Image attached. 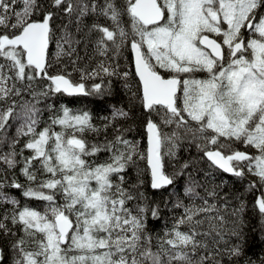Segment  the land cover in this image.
I'll use <instances>...</instances> for the list:
<instances>
[{
	"label": "snow or ice",
	"instance_id": "snow-or-ice-1",
	"mask_svg": "<svg viewBox=\"0 0 264 264\" xmlns=\"http://www.w3.org/2000/svg\"><path fill=\"white\" fill-rule=\"evenodd\" d=\"M62 16L69 23L58 29ZM74 16L77 32L85 17L97 18L86 42L101 59L90 69L76 67L81 57L74 45L81 41L69 30ZM126 46L134 53L138 92L114 59ZM62 57L80 73L78 80L67 66L54 71ZM113 77L148 114L146 153L128 138L131 127L118 123L131 109L112 105L97 124L90 111L46 103L55 94L102 103L111 97ZM37 81L47 83L39 88ZM41 103L51 112L47 121ZM184 144L210 168L256 177L232 197L236 206L228 193L221 197L226 182L193 179L188 169L195 158L171 163ZM137 157L147 159L149 187L160 199L141 191L139 176L128 184L126 170ZM0 165V205H12L0 215V235L12 238V264H238L248 245L247 193L256 194L264 233V0H125L123 6L116 0H0ZM18 165L28 184L9 177ZM182 176L187 182L177 192ZM5 188L48 205L43 212L20 206ZM157 222L160 231L152 227ZM0 264H8L3 247Z\"/></svg>",
	"mask_w": 264,
	"mask_h": 264
},
{
	"label": "trees",
	"instance_id": "trees-1",
	"mask_svg": "<svg viewBox=\"0 0 264 264\" xmlns=\"http://www.w3.org/2000/svg\"><path fill=\"white\" fill-rule=\"evenodd\" d=\"M44 2L46 4L47 0H44ZM116 3L118 6H123L125 0H116ZM20 7H22V5L20 4L16 5L17 10H19ZM38 18L39 17H33V19H38ZM122 19L125 27L130 29L131 27L130 18L125 16ZM96 20L97 18L93 16L85 17L83 22L80 24L79 32L76 31L77 25H76L75 16L72 18V23L69 25V30L73 33L74 37L81 41L78 45H74V47H76V52L81 57V59L77 62L76 65L77 68H85V66H87L90 69L92 67H95L98 60L101 59L99 56H96L94 51V45L90 41L86 42V37L88 35V27ZM99 22L110 23V21H106L104 18H99ZM68 23H69L68 18L65 16H62L61 18L56 20V25L58 29L60 25L68 24ZM59 34L60 32L58 30L57 35ZM91 39L92 40L95 39L94 34L91 36ZM49 51L53 54L55 53L56 51L55 44H50ZM110 55L112 54L110 53ZM73 59H75V55L73 56ZM114 59L120 65L121 71L127 70L131 74L128 80V84L131 86L133 92H138L140 85H139L138 77L135 75L133 52L130 50V47L126 46L124 49L121 50L120 55L114 57ZM63 66H67V71L72 73V79L74 80L79 79L80 73L72 71L73 66L69 62V59L67 57H62L60 59L58 64L54 66V71ZM203 75L205 74H198V78H201ZM110 79H111V97L104 100L102 103L99 102L94 97L83 96V95L69 97L67 95L62 96L60 94H55L51 96L46 103L55 104L57 108H59L61 104H66L71 108L90 111L93 114V116L96 118L95 122L97 124L101 122L102 117L109 116L111 114L112 105H115L117 107L123 106L126 110L131 109L130 118L127 119L126 121L124 120L118 121V123L124 127H131L132 131L128 133V138L136 140L139 144L140 152L146 153L148 144H147V136L144 128V121L148 118V114L141 106V102L139 98H137L133 102H130L129 97L131 93H129L127 89L124 87V81L122 79L116 77ZM94 82L98 83L100 81L99 79L88 80L86 81V85H91ZM46 83H47L46 81H37L39 88H43L46 85ZM39 107L41 109H44V111L42 112L41 119L47 121L49 116L51 115V112L45 109L44 103H41ZM153 119H156V117H153ZM18 123L19 122L13 125V128L10 131V135L14 134L15 128L18 125ZM170 130L171 129H166V131H170ZM57 131H59V128H57ZM108 137L109 139L112 138L111 130H109ZM89 138L90 139L93 138L91 134H89ZM235 146L242 151L246 150L244 146L241 144H236ZM5 151H7L6 148ZM251 151H255V150H251ZM162 152H163V148H162ZM28 154H29L28 152H25V155ZM201 156L202 153H199L194 146L190 147L187 144H184L178 151L177 157L174 160H172L171 163L176 164L178 166L180 163H183L186 160H191L195 158L196 160L195 165L188 169V171L193 174V179L199 181L201 184H204L206 181H211L213 184L216 185L221 184V182H226L221 190V197H223L224 193H228L229 199L231 201V206H236L237 201L232 197L234 195H239L240 193L245 192V188L249 183V181L255 180L256 177L249 175L246 178L241 179L231 174L225 173L217 168H210L207 159H201L200 158ZM99 159L101 161L107 159V153L100 155ZM21 166L22 165H18L16 169L9 172V177L10 178L14 177L16 181L19 183L28 184L26 177L19 170ZM149 169L150 167L148 165L146 158L143 159L139 157L135 158V163L126 170L127 182L128 184H134L137 182V177L139 176L145 182L144 187L141 189V191L146 192L148 195L156 199H160V193L154 192L149 187V183H150ZM171 170H172L171 167H168V171ZM38 176L39 178H44L42 174H38ZM186 182H187L186 176L180 177V179L177 181V186L175 190L177 192H180L183 186L186 184ZM171 190H172L171 188L167 189L164 192V195H167V192ZM5 191L10 196L15 197L17 200H19L20 206H28L43 212L48 205L47 201L23 196L22 191L18 189L5 188ZM197 191H200L201 195H203V191L201 189L198 188ZM244 198L248 203V209L245 214V218L248 224L247 228L245 229V231L248 233V245L246 248L245 256L240 259L238 264H245V259L255 261L256 264H261V261L264 260V233L260 231V224L262 218L260 217L258 211L253 207V204L256 199V194L247 193ZM56 199L59 203H63V198L61 196H57ZM11 209H12V205L10 204L0 205V215L10 212ZM152 227L156 231H160L161 229V225L159 224V222H157L155 225H152ZM14 230L17 231L18 234L22 235V233L19 232V226H16ZM11 239L12 238L10 237L0 235V247L5 248L8 253V264H12V261L15 258V253L13 252L10 246Z\"/></svg>",
	"mask_w": 264,
	"mask_h": 264
},
{
	"label": "flooded vegetation",
	"instance_id": "flooded-vegetation-1",
	"mask_svg": "<svg viewBox=\"0 0 264 264\" xmlns=\"http://www.w3.org/2000/svg\"><path fill=\"white\" fill-rule=\"evenodd\" d=\"M244 35H245V37H248L249 33L248 32H245Z\"/></svg>",
	"mask_w": 264,
	"mask_h": 264
},
{
	"label": "water",
	"instance_id": "water-1",
	"mask_svg": "<svg viewBox=\"0 0 264 264\" xmlns=\"http://www.w3.org/2000/svg\"><path fill=\"white\" fill-rule=\"evenodd\" d=\"M133 58H134V53H133ZM135 68V67H134ZM150 167V166H149Z\"/></svg>",
	"mask_w": 264,
	"mask_h": 264
}]
</instances>
